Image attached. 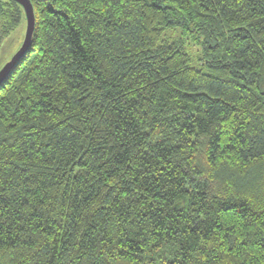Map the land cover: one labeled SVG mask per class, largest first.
I'll return each mask as SVG.
<instances>
[{"label": "trees", "instance_id": "trees-1", "mask_svg": "<svg viewBox=\"0 0 264 264\" xmlns=\"http://www.w3.org/2000/svg\"><path fill=\"white\" fill-rule=\"evenodd\" d=\"M30 1L0 264H264V0ZM23 21L0 0L3 36Z\"/></svg>", "mask_w": 264, "mask_h": 264}, {"label": "rangeland", "instance_id": "rangeland-1", "mask_svg": "<svg viewBox=\"0 0 264 264\" xmlns=\"http://www.w3.org/2000/svg\"><path fill=\"white\" fill-rule=\"evenodd\" d=\"M25 33V22L23 21L18 27L13 29L10 33L3 36L0 31V68L10 59V57L19 48ZM163 38L166 41H181L185 47L187 54L192 63L200 66L203 61L201 60V52L199 47L190 39L185 38L184 34L178 29H168L163 33Z\"/></svg>", "mask_w": 264, "mask_h": 264}, {"label": "water", "instance_id": "water-1", "mask_svg": "<svg viewBox=\"0 0 264 264\" xmlns=\"http://www.w3.org/2000/svg\"><path fill=\"white\" fill-rule=\"evenodd\" d=\"M14 1L20 4L23 9L25 16V33L19 48L10 57V59L6 61L3 64V66L0 68V83H2V81L5 79L9 71L15 65V63L27 51L31 43L34 26H35V15L31 1L30 0H14Z\"/></svg>", "mask_w": 264, "mask_h": 264}]
</instances>
